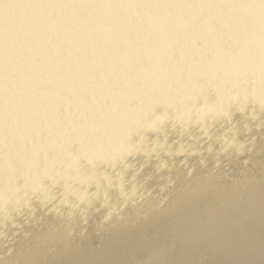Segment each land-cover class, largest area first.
<instances>
[{"label": "bare ground", "instance_id": "1", "mask_svg": "<svg viewBox=\"0 0 264 264\" xmlns=\"http://www.w3.org/2000/svg\"><path fill=\"white\" fill-rule=\"evenodd\" d=\"M0 264H264V0H0Z\"/></svg>", "mask_w": 264, "mask_h": 264}]
</instances>
